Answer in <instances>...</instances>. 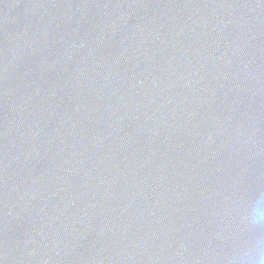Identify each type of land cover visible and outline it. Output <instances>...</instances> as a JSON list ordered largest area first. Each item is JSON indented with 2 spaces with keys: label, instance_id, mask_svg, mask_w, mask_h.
Instances as JSON below:
<instances>
[{
  "label": "water",
  "instance_id": "obj_1",
  "mask_svg": "<svg viewBox=\"0 0 264 264\" xmlns=\"http://www.w3.org/2000/svg\"><path fill=\"white\" fill-rule=\"evenodd\" d=\"M264 0H0V264H264Z\"/></svg>",
  "mask_w": 264,
  "mask_h": 264
},
{
  "label": "clouds",
  "instance_id": "obj_2",
  "mask_svg": "<svg viewBox=\"0 0 264 264\" xmlns=\"http://www.w3.org/2000/svg\"><path fill=\"white\" fill-rule=\"evenodd\" d=\"M249 222L251 224H258L261 222H264V213H258L257 210H253V212L250 214Z\"/></svg>",
  "mask_w": 264,
  "mask_h": 264
}]
</instances>
